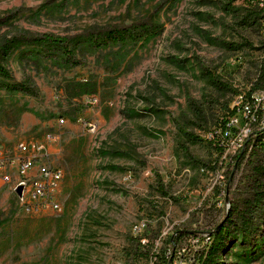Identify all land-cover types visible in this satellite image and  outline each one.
I'll use <instances>...</instances> for the list:
<instances>
[{"label":"rangeland","instance_id":"rangeland-1","mask_svg":"<svg viewBox=\"0 0 264 264\" xmlns=\"http://www.w3.org/2000/svg\"><path fill=\"white\" fill-rule=\"evenodd\" d=\"M107 26L136 40L94 47L87 33ZM17 35L68 39L81 64L64 67L50 44L5 63L0 150L42 144L63 179L60 210L34 217L17 175L5 184L0 264H150L153 241L166 252L178 231L199 236L177 244L193 264H264V134L240 154L264 126L261 0H0V41ZM23 81L37 95L5 89ZM139 221L148 248L132 235ZM216 226L225 250L199 261Z\"/></svg>","mask_w":264,"mask_h":264},{"label":"built area","instance_id":"built-area-1","mask_svg":"<svg viewBox=\"0 0 264 264\" xmlns=\"http://www.w3.org/2000/svg\"><path fill=\"white\" fill-rule=\"evenodd\" d=\"M59 124H64L63 119L59 121ZM88 127L92 132L95 130L94 124H88ZM13 170L17 175L15 186H23V192L27 197V200L20 201V209L26 215L34 217L50 211L57 212L60 210L56 197L63 179V173L60 169L52 166L49 155L42 144L21 142L17 145L14 155L0 150V173L3 174L2 180L5 184L12 182ZM147 230L148 226L145 221L137 222L131 230L134 239L137 240L142 248H148L150 245V237ZM186 241L194 246L196 243L199 244L200 239L198 235H191ZM208 241H212V239H206V242ZM157 244L158 241H153L150 249L151 255L149 256L150 264H193L195 262L193 256L190 259H186L184 255L185 248H177V244L173 248L168 245L166 252L165 249L160 252ZM210 244L205 249L208 250ZM198 248V251L196 249L194 251L195 258L199 254L196 259L200 257L201 252L202 254L204 252V249Z\"/></svg>","mask_w":264,"mask_h":264},{"label":"trees","instance_id":"trees-1","mask_svg":"<svg viewBox=\"0 0 264 264\" xmlns=\"http://www.w3.org/2000/svg\"><path fill=\"white\" fill-rule=\"evenodd\" d=\"M263 8H264V0H262ZM136 30L133 29L131 26L127 27H121V26H107V27H100V28H92L90 29V32L87 33V37L92 42L93 46L96 48H106L109 45H118V44H124L129 41L136 40ZM68 39L64 38H58L51 35H31V36H24V35H17L13 37H5L0 41V77L2 78H8L9 72L5 66V63L7 62L8 58L12 55V53L22 47V46H28V45H53L59 47L61 50V58H62V64L64 67L73 68L76 66H79L81 64V61L77 60L78 53L76 54L75 51H77V47L73 49L69 48V45L67 44ZM76 49V50H75ZM262 77L264 78V66L262 70ZM6 90H11L14 92H20L25 95L29 96H35L37 95V89L36 86L31 81H23L16 85H7L5 87ZM91 92L82 91L81 94H90ZM225 124V123H224ZM182 130V129H181ZM228 129H224L222 127V133L221 134H227ZM183 134L186 136H191L189 133L182 131ZM264 134V126L262 128H259L258 131L252 132L251 135L247 140H244V145L242 146L240 150L241 156H244L247 151L248 147L250 145V142L253 140L260 139L261 135ZM196 138L197 137H192ZM238 157L235 158V162L237 161ZM234 162V163H235ZM230 183V181H229ZM158 192L161 194L162 197L168 198L172 200L173 202H177L173 198H170L169 195L163 190V188H159ZM230 200V199H229ZM230 204H232V201H229ZM217 228V226H216ZM213 235L211 244L208 248L207 257L205 258L201 254L199 257V260H203L204 262L209 260V262H214V258L218 257L219 253L224 252V244L226 241V231L225 229L217 228L214 232H210ZM192 235L195 236L197 233L192 231H178L174 236H172L168 242V245L170 248H173L178 241H180L185 235ZM188 237V236H187ZM131 264V263H127ZM216 264V263H215Z\"/></svg>","mask_w":264,"mask_h":264},{"label":"crops","instance_id":"crops-1","mask_svg":"<svg viewBox=\"0 0 264 264\" xmlns=\"http://www.w3.org/2000/svg\"><path fill=\"white\" fill-rule=\"evenodd\" d=\"M12 174L15 175L14 170L12 171ZM2 173H0V206L6 201L8 196V188H6L5 183L2 180Z\"/></svg>","mask_w":264,"mask_h":264},{"label":"water","instance_id":"water-1","mask_svg":"<svg viewBox=\"0 0 264 264\" xmlns=\"http://www.w3.org/2000/svg\"><path fill=\"white\" fill-rule=\"evenodd\" d=\"M15 190H16V193L20 196L23 192V186H18Z\"/></svg>","mask_w":264,"mask_h":264}]
</instances>
